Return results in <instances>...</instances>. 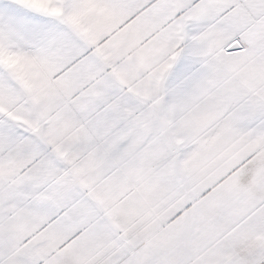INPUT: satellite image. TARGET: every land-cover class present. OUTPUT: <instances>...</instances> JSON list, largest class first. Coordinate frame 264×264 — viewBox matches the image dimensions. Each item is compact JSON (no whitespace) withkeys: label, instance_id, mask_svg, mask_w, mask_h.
<instances>
[{"label":"snow or ice","instance_id":"snow-or-ice-1","mask_svg":"<svg viewBox=\"0 0 264 264\" xmlns=\"http://www.w3.org/2000/svg\"><path fill=\"white\" fill-rule=\"evenodd\" d=\"M0 264H264V0H0Z\"/></svg>","mask_w":264,"mask_h":264}]
</instances>
